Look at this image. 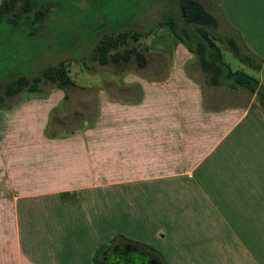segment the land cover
Listing matches in <instances>:
<instances>
[{"label":"rangeland","instance_id":"1","mask_svg":"<svg viewBox=\"0 0 264 264\" xmlns=\"http://www.w3.org/2000/svg\"><path fill=\"white\" fill-rule=\"evenodd\" d=\"M92 1L103 22L115 27L101 37V45L107 48L102 63L97 58L96 41L88 36L94 25L87 22L89 30L82 27L93 9ZM196 1L217 20L216 27H210L213 33L230 35L242 48L223 22L222 0ZM85 2L89 6L86 11L71 0L65 2L59 21L54 23L61 30H57L59 35L46 28L26 40L22 34L7 38L9 48L21 43L23 49L15 51L17 61L7 58L2 62L6 69L12 68L3 77L20 72L28 80H41L37 91L21 90L5 98L0 109V188L5 181L2 165L6 167L8 162L12 171L33 174L22 183L25 189L54 191L60 200L95 196V202L85 200V215L96 217L102 227L101 238L111 237L113 231L115 238L165 243L173 251L169 241L174 240L177 207L182 203L176 194L189 188L190 165L204 141L212 138L207 135L212 119L200 113L217 106H246L253 94L239 87V97L223 84L209 87L196 57L191 55L187 64L175 58L181 44L163 23L168 13L177 16L175 0ZM227 9L244 27L248 17L264 15V0L235 1ZM256 21L260 22H249V31L253 27L262 34L258 43L263 53L264 19ZM218 45L232 70L254 76L264 87L263 55L252 53L261 60L256 71L233 56L224 37ZM178 61L182 62L180 70ZM42 73L71 84L44 82ZM184 74L198 85V102L180 95ZM250 107L261 112L255 97ZM211 131L217 136V130ZM90 206H97L96 215ZM28 214L31 217V212ZM73 219L74 230L64 226L66 231L61 229L56 238H89L87 227L76 214ZM39 237H48L45 230ZM143 251L150 253L148 248ZM180 263L190 264H167Z\"/></svg>","mask_w":264,"mask_h":264},{"label":"crops","instance_id":"2","mask_svg":"<svg viewBox=\"0 0 264 264\" xmlns=\"http://www.w3.org/2000/svg\"><path fill=\"white\" fill-rule=\"evenodd\" d=\"M235 1L240 3L222 0L223 22L242 47L263 55L264 63V51L260 52L258 43L262 34L253 27L249 31V22H260L256 20L264 15L248 17L246 26L240 27L227 9ZM191 55L181 44L175 58L187 64ZM179 84L183 86L180 95L199 101L201 93L192 76L184 74ZM234 92L240 97L237 90ZM253 99L254 94L246 106H217L204 114L199 112L212 119L213 125L207 128L212 138L204 141L190 165L186 177L189 188L176 194L182 203L177 207L174 240L169 241L173 251L165 243L115 238L113 231L111 237L101 238L102 227L96 217L85 215V200L96 199L84 195L88 189L80 201L60 200L54 191L25 189L22 183L33 174L12 171L6 162V167L2 165L4 186L0 188V264H264V118L260 110L250 107ZM208 130H217V136ZM185 198L189 202H184ZM96 208L90 206L93 215ZM73 214L87 227L89 238H56L64 226L74 230ZM43 230L48 237L40 239Z\"/></svg>","mask_w":264,"mask_h":264},{"label":"trees","instance_id":"3","mask_svg":"<svg viewBox=\"0 0 264 264\" xmlns=\"http://www.w3.org/2000/svg\"><path fill=\"white\" fill-rule=\"evenodd\" d=\"M65 2L68 0H0V84L2 83L0 85V109L4 107L5 98L21 90L37 91L38 82L41 80L39 77L28 80L20 72L10 77H3L12 68L6 69L2 62L7 58L17 61L19 55L15 51L23 49L21 43L11 44V48H9L6 42L7 38L22 34L26 37L23 40H26L28 37L38 35L46 28L59 35L61 30L56 28L54 23L59 21ZM71 2L80 10L86 11L89 8L85 0H71ZM175 2L177 16L168 13L164 17L163 23L167 25L168 30L184 48L196 57L199 70L204 74L205 84L209 86L223 84L226 89L231 91H235L239 87L246 89L249 94H254L264 117V87L254 76L239 69L232 70L223 60L218 42H221L224 37L233 56L252 70L260 69L261 60L246 48L242 47V49L230 35L214 34L211 28L216 27L217 20L205 11L198 1L175 0ZM91 4L93 9L88 16L84 15V17H88V20L82 24V27L89 30L90 26L87 22H92L94 25V28L91 29L92 35L88 34V36H92V39L96 41L97 58L102 63L105 60L107 48L101 45V37L115 27L106 25L101 13L95 10L97 5L93 1ZM123 38L124 36L120 37L121 40ZM14 73L16 72L14 71ZM42 80L57 82L59 86L71 84L66 79H56L45 73H42Z\"/></svg>","mask_w":264,"mask_h":264}]
</instances>
